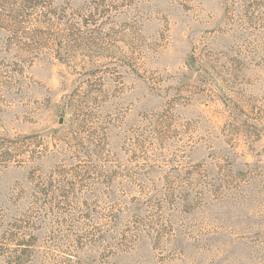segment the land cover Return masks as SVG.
Returning a JSON list of instances; mask_svg holds the SVG:
<instances>
[{"label": "rangeland", "instance_id": "obj_1", "mask_svg": "<svg viewBox=\"0 0 264 264\" xmlns=\"http://www.w3.org/2000/svg\"><path fill=\"white\" fill-rule=\"evenodd\" d=\"M0 264H264V0H0Z\"/></svg>", "mask_w": 264, "mask_h": 264}]
</instances>
